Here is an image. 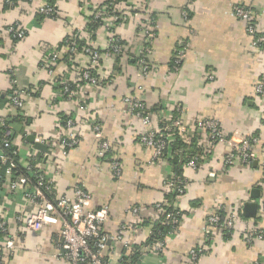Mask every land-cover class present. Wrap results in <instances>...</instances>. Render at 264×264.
<instances>
[{
	"label": "crops",
	"instance_id": "1",
	"mask_svg": "<svg viewBox=\"0 0 264 264\" xmlns=\"http://www.w3.org/2000/svg\"><path fill=\"white\" fill-rule=\"evenodd\" d=\"M87 0H58L57 18H40L39 0H30L15 8H5L0 0V109L12 118L10 136L20 147V164L30 150L39 155L35 139H44L51 154L49 176L55 180L58 196L70 194L81 187L92 197L91 209L110 208V218L103 232L116 235L122 225L135 224V230L124 232L132 246H142L154 220L155 204L165 199V182L173 175L169 159L155 160L153 151L140 142L148 128L131 114L124 99L139 98L152 113L151 128H160L173 120H181L192 129L199 119L219 122L227 137L239 131L258 137V158L264 154V93L257 85L264 74V49H256L245 25L234 15V8H250L264 32V0H151V12L156 16V38L150 56L153 68L148 76L139 73L133 53L142 45L141 36L133 23L119 27L118 34L127 42L128 54L118 62L103 59L98 74L106 80L101 88L81 85L77 70L61 63L55 76L68 77L77 87L73 100L62 95L56 78L41 69L48 49L61 45L75 30L85 27L81 5ZM101 5L106 0H89ZM184 14L188 19H184ZM10 24H18L27 31L20 42H13L6 33ZM138 35V36H137ZM104 49L101 34L92 42ZM187 46L186 56L178 72L171 70L178 49ZM64 56V55H63ZM80 68L88 59L80 54ZM32 92L25 100L23 118L17 121L16 110L8 107L9 84ZM83 108V109H82ZM61 116L75 119L81 142L77 148L62 156L56 145L61 133ZM101 126L103 138L110 144L106 157L98 156L99 141L92 124ZM33 138V140H32ZM31 139V140H30ZM229 145L219 143L200 169L184 170L186 194L179 207L184 216L178 230L167 236L161 255L149 254L137 264H192L189 252L206 243L210 250L198 264H264V242L249 246L244 231L258 228L264 232V176L258 164L227 167L225 157ZM37 155V156H38ZM122 167L119 178L113 176L111 163ZM217 174L216 178L209 177ZM239 208L242 219L236 231L228 234L211 227L209 217L218 206ZM257 207L254 217L245 215V207ZM20 196L1 203L9 216V226L15 237L16 252L7 257L8 264H68L63 252L57 249L59 225H49L32 232L20 228L14 216L23 208ZM141 210L133 216L132 208ZM0 238V244H1ZM125 248L117 245L110 251L111 264H119Z\"/></svg>",
	"mask_w": 264,
	"mask_h": 264
},
{
	"label": "built area",
	"instance_id": "2",
	"mask_svg": "<svg viewBox=\"0 0 264 264\" xmlns=\"http://www.w3.org/2000/svg\"><path fill=\"white\" fill-rule=\"evenodd\" d=\"M28 1L3 0L2 3L8 8H15ZM150 2L151 0H123L118 2L106 0L101 4V7V5L88 1L81 6L85 26L92 25L94 20H100L101 28L98 30L97 36L102 34L106 42L105 48L101 50L90 40L87 41L83 52L89 59V69L95 68L103 56L110 59L115 58L117 55H122L126 51L132 52L127 50L125 44L120 43L124 40L118 34V30L119 27L125 24L133 23L137 34L142 39L141 47L133 53L134 60L136 61L139 73L142 76L149 75L153 68L150 60L152 43L156 38L155 27L153 26L155 22L153 19L155 18L151 12ZM103 4L105 5L103 6ZM88 11H91L93 19L85 16ZM37 14L45 18H57L55 7L47 2V0H39ZM234 15L245 25L246 32L250 36L254 48L259 50L264 49V32L259 30L253 11L250 8L237 6L234 8ZM184 19H188L186 14H184ZM85 28L73 31L71 34L74 36L67 38L68 40H65L63 46L57 45L48 49L47 57L42 61L41 69L50 77L54 78L55 69L60 64L62 56L76 54L80 48L79 43L81 38L88 39L89 33ZM74 32L77 33L74 34ZM6 33L16 43L24 40L27 36V31L18 24L8 25ZM99 51H105V54ZM186 52V45L178 49L173 57L171 70L178 72L181 69ZM89 69L81 72V80L87 82V85L93 88L103 87L107 81L101 78V76L99 78L93 76L89 72ZM68 73L70 74L69 71ZM68 73L63 74L67 78L64 80V89L61 93L65 96L63 99L73 100L75 92L69 88L70 85L68 83L71 79L69 78L70 76L68 77ZM15 84L16 82L12 81L8 86V107L15 109L17 114L20 115L21 113L23 114L25 109L26 98L31 96L32 92L17 89ZM256 89L259 95L264 93V74L262 81L257 85ZM124 102L127 104L129 112L141 119L143 125L148 128L140 136V142L153 151L155 160L165 158L167 151L171 147L169 138L164 136L163 133L170 130H178L180 138L184 140L187 146L196 141V146L199 148L198 153L194 149L188 148L185 153L183 170H199L201 165L210 158L215 146L219 143H225L230 148L225 157V165L227 167L235 165L248 167L258 164L264 176V154L263 159L260 161L256 150L259 143H261L258 137L244 135L239 131L233 132L232 136L227 137L219 122L211 119H199L192 129H189L178 119L173 120L170 124L161 125L160 128H151L152 115L148 113L147 107L139 98L127 97L124 99ZM12 118L2 114L0 109V127H4L7 123L11 124ZM76 127L77 123L75 119L70 118L60 129L61 133L56 145L60 148L62 156H66L71 150L77 148L81 142L76 132ZM92 128L95 137L99 141L98 156L104 158L110 152V144L103 138L102 129L99 124L94 122ZM34 141L35 143L45 145L50 143L40 138H34ZM2 142V146H0V162L2 164L10 162L13 158L12 156H17L20 160L23 158L22 150L20 147L15 146L11 140L10 131L5 133ZM9 149H12V156L6 153ZM37 155L36 151L30 150L24 157V160L26 159L27 161V165L25 166L27 175L14 174L13 170L17 166L14 163H10L4 183L0 187V238H2L0 244V264H8L7 257H12L17 250L15 237L9 226V216L1 208V203L18 196L22 198L24 207L19 214L14 216L16 224L20 228L32 232L41 231L49 225H59L61 230L57 249L63 252V256L68 264H111L108 257L109 253L112 250L114 251L119 244L125 248L122 259L131 255L135 250V246H132L124 238V232L135 230L137 226L135 224H124L121 227L120 233L116 235L103 232L102 227L110 218V208L103 206L99 209H91V195L78 186L72 188L70 194L58 196L55 192V180L48 175L52 162L51 154L46 152L43 155V162L32 166L30 163L37 158ZM111 168L113 176L119 178L122 174L121 164L118 161H114L111 163ZM209 177L216 178L217 174L212 173ZM187 185L184 173L182 176L171 175L165 182V195L177 194L176 200L169 203L165 198L154 206L157 212L164 217L162 224L171 226L172 232L169 235L175 233L182 222L184 212L179 207V200L186 194ZM49 195H53L54 199L49 198ZM140 212L141 210L136 207L130 211L133 216H138ZM241 219L242 212L239 208L229 209L223 205H219L217 212L209 217V224L211 227L232 234L236 231ZM243 235L244 241L249 246L256 242H264V232L258 228H247ZM151 236L152 229L150 228L147 241ZM165 240H155L148 245L143 244L139 246L141 258L149 254H163L165 251ZM209 250L210 245L208 243L192 249L188 255L189 262L198 264Z\"/></svg>",
	"mask_w": 264,
	"mask_h": 264
},
{
	"label": "trees",
	"instance_id": "3",
	"mask_svg": "<svg viewBox=\"0 0 264 264\" xmlns=\"http://www.w3.org/2000/svg\"><path fill=\"white\" fill-rule=\"evenodd\" d=\"M57 1L58 0H47V2H49L51 5H53L55 7L56 12H57V8H56V2ZM88 1L89 0H87L86 2H88ZM111 1H113V0H111ZM114 1L118 2V1H123V0H114ZM105 4H103V6ZM83 5H81V6H83ZM101 7H102V5H101ZM5 8H8V7H5ZM91 14H92L91 11L90 12L88 11V12H86L85 16L88 17L89 19H93V15H91ZM58 16L59 15H58V12H57L56 17H58ZM39 17H40V15H39ZM42 17L43 16H41L40 18H42ZM154 18L155 19H153V20L155 22L153 23V26L155 27V24H156V16L155 15H154ZM85 27L84 28H85V30L87 29L86 31H88L90 37L88 36V39L81 38L80 43H79V46H80L79 51L76 54H66V55L62 56L61 62H60V64L61 63H66V64L69 65V67H72V69L77 70L78 74H81L82 71H85V70L89 69V64H87L83 68H80V66L77 64V58H78V56L80 54H82L83 56H85L87 58L86 54L83 52V48L86 46L87 41L90 40L91 42H93V41L96 40L97 32L101 28V22H100V20H94L92 25H87ZM76 33L77 32H74V34H76ZM70 36L72 37L74 35L71 34V35L67 36L65 38V40H68L67 38H69ZM116 38H118V37H116ZM65 40L63 41V43L61 45H58V46H63ZM120 43L123 44V45L125 44V47L127 45V42H125V41H122ZM263 48H264V46H263ZM99 52H101L102 54H105V51H99ZM128 53H129V51H126L122 55H117L115 57L117 62L122 56H124L125 54H128ZM103 59H106V57L103 56V58L101 59V61L99 62V64L95 68L89 69V72L92 73V75L97 77V78H99L98 67L101 64ZM88 62H89V59H88ZM58 66H57V68H58ZM54 78H56L55 79L56 80L55 83L59 85V89L62 92L63 89H64V80H66L67 76L59 75V77L54 76ZM68 84L70 85V87H69L70 90H72L73 92H76L77 91V87L80 84L81 85H87V82L82 81V83H80V84L77 83L76 84L73 81H70ZM60 97L64 98L65 96L62 94V95H60ZM155 111H156V109H153L151 111L148 110V113H150L152 115V113H154ZM21 114L16 118L17 121L23 118V116ZM68 119H70V118L67 117V116H61L62 126H64V124L66 123V121ZM10 125H11L10 123L9 124L7 123V125H5L4 127H0V146H2V143H3L2 142L3 141V136L5 135L6 132L10 131ZM163 135L166 136L167 138H169L170 146H171L169 151H167L165 159H167L169 157V155L171 154L170 155V159L169 158L168 159L170 160V162L173 165V169H174L173 174L175 176H182V174L184 172L183 165L185 163V153L188 150V148L194 149V151L196 153L199 152V148L196 146V141H194L190 146H187L185 144L184 140L180 138L178 130H170V131L164 132ZM34 146H36L37 148H41V149H40V153L37 156V158L34 161H32V163H30V164H32V166H34L36 163L38 164V163L43 162V155L49 149L48 146L45 145V144L35 143ZM6 153L9 156H12V149L11 150L10 149L7 150ZM12 157H13L12 160L10 162L6 163V164H2V162H0V187H2V185L4 183V178L6 176L7 169L10 166V163L11 164L14 163L17 166V168H15L13 170L14 174L15 173H17V174H26V175L28 174L27 170H26V167L22 166L20 164V158L17 157V156H12ZM176 196H177V194H167L165 196V198H166V200L169 203H172V202H174L176 200V198H177ZM49 198L54 199V196L53 195H49ZM168 209H170V208H168ZM155 211H156V215L154 217V220H150L148 222H145V224H144V225H147V226H151V229H152V236L148 239V241L145 242L146 245L154 242L155 240H165V238L172 232V228H171L170 225L162 224V221L164 220V217L161 216V214L158 213L156 209H155ZM139 249H140L139 246H135L134 252L131 255L124 257L122 259V261H121V264H127V263L137 264L138 261L141 258V256H140L141 254L139 253Z\"/></svg>",
	"mask_w": 264,
	"mask_h": 264
},
{
	"label": "water",
	"instance_id": "4",
	"mask_svg": "<svg viewBox=\"0 0 264 264\" xmlns=\"http://www.w3.org/2000/svg\"><path fill=\"white\" fill-rule=\"evenodd\" d=\"M32 140H33V138H32ZM256 210H257V207L255 205H247L245 207V215L247 217H254L256 215Z\"/></svg>",
	"mask_w": 264,
	"mask_h": 264
}]
</instances>
